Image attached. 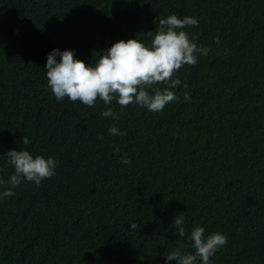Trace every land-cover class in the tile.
Wrapping results in <instances>:
<instances>
[{
  "label": "trees",
  "instance_id": "trees-1",
  "mask_svg": "<svg viewBox=\"0 0 264 264\" xmlns=\"http://www.w3.org/2000/svg\"><path fill=\"white\" fill-rule=\"evenodd\" d=\"M173 13L197 18L184 31L210 51L174 72L163 111L55 100L53 48L94 64L118 40L150 43ZM21 147L53 157L56 174L0 200V264H164L191 251L195 225L227 237L211 264H264V0H0V155Z\"/></svg>",
  "mask_w": 264,
  "mask_h": 264
},
{
  "label": "clouds",
  "instance_id": "clouds-1",
  "mask_svg": "<svg viewBox=\"0 0 264 264\" xmlns=\"http://www.w3.org/2000/svg\"><path fill=\"white\" fill-rule=\"evenodd\" d=\"M156 28L148 32L150 43L135 38L118 40L110 47L102 50L95 63H88L75 57L71 49L53 48L46 55L43 67L47 87L57 102L65 100L80 102L93 107L97 99L104 105H110L114 100L120 107L135 104L151 112L163 111L165 106L177 99L172 90L180 85V79L174 77L183 65L197 63V55L205 56L210 48L198 46L184 31L185 27L198 25L193 16L179 17L169 14L157 17ZM219 38L216 43L219 44ZM163 83L165 87L158 88ZM188 101L189 97L184 96ZM102 117L116 119V113L111 107L101 111ZM110 135H124L115 124L108 129ZM102 139V137H98ZM22 145L29 140L23 137ZM6 157L7 164L13 169L7 180L0 178V200L13 196L14 189L28 181L39 187L42 180L53 177L57 161L49 156H33L25 148L11 149L0 155ZM121 163H130L126 156L120 157ZM5 185H7L5 187ZM177 226L176 234L185 237L184 220L181 216L174 219ZM129 229L137 230V223H130ZM205 229L195 225L186 239L190 242L191 251L183 246L164 254V264L175 260L176 264H211L210 258L227 243V237L221 232H211L204 235Z\"/></svg>",
  "mask_w": 264,
  "mask_h": 264
}]
</instances>
